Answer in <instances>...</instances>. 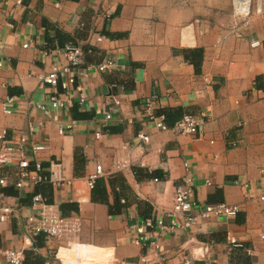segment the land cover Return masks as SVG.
Wrapping results in <instances>:
<instances>
[{
  "label": "crops",
  "instance_id": "crops-1",
  "mask_svg": "<svg viewBox=\"0 0 264 264\" xmlns=\"http://www.w3.org/2000/svg\"><path fill=\"white\" fill-rule=\"evenodd\" d=\"M227 4L229 14L213 13ZM45 21L85 50L91 33L104 37L91 40L75 84L56 89L66 101L49 117L38 108L50 91L41 77L68 61L45 50ZM106 57L115 67L97 72ZM77 90L86 98L82 108ZM147 101L154 117L172 109L202 120L199 133L156 130L143 109ZM72 122L75 130L59 134ZM30 124L37 125L33 133ZM1 131L48 144L39 155L42 173L55 162L65 181L52 188L50 210L78 226L63 239L33 235L26 217L36 187L14 189L16 166L0 165L7 182L0 208L10 209L0 223V249H22L25 264H264V0H0ZM140 133L150 135L148 143ZM96 165L103 199L88 186ZM184 178L195 203L239 212L198 218L160 236L158 248L136 244L145 220L169 223Z\"/></svg>",
  "mask_w": 264,
  "mask_h": 264
},
{
  "label": "built area",
  "instance_id": "built-area-1",
  "mask_svg": "<svg viewBox=\"0 0 264 264\" xmlns=\"http://www.w3.org/2000/svg\"><path fill=\"white\" fill-rule=\"evenodd\" d=\"M81 27L84 25L81 24ZM95 39L98 42H102L104 37L102 35L91 33L86 40L87 50L83 49L79 44L67 43L63 48L57 49L65 55L68 65L61 68H53L51 72L41 77V86H48L50 91L46 95L45 102L38 105V108L42 114L49 117L52 112L64 107L63 95L56 92L59 88L61 91H66L72 87L77 81V77L81 72L82 67L85 65V55L92 52L91 40ZM252 46H257L258 43L254 42ZM87 69L90 66H85ZM115 67V63L108 57L104 58L100 63L94 66L97 72L103 73L112 70ZM78 89V88H77ZM76 105L80 108L85 106V95L76 91ZM74 93V92H73ZM8 99L7 101H9ZM111 103L114 107L119 105L117 99L112 98ZM146 117L150 124L159 131H170L176 135H190L194 136L199 133L200 126L203 124L202 120H199L192 115H184L178 122L172 127H168L164 121V117H154L152 111V103L147 101L143 105ZM3 111L5 114H10L11 110L8 106L4 105ZM114 111V110H113ZM112 109L105 113L104 119L110 120L112 117ZM40 127V125H38ZM75 123H69L59 129V134H65L69 131L75 130ZM29 133H33L37 129V125L30 124L28 126ZM95 138L99 139L100 133H95ZM144 143L149 142L150 135L140 133L138 136ZM49 146L46 143L29 142L27 138L20 137L14 141V138H8L7 131H1L0 133V165H14L16 166L14 174V189L20 191L27 190L29 187H34L41 183H49L54 188L62 187L65 183L59 175L55 172L57 164L50 162L48 175L43 177V164L39 159V155L46 152ZM103 175L100 165H96L95 173L88 178V186L93 188L95 180ZM185 183V184H184ZM188 180L183 179V184L174 189L173 192V207L170 214L169 223H165L164 218L160 217L156 220L147 219L143 225L136 227V244H151L158 248L157 240L165 233H175L178 230L188 229L194 226L198 218H203L208 215L235 217L239 212L238 206H229L224 203L218 204H205L200 205L193 201L191 198V190L187 188ZM7 182L5 179H0V186L5 187ZM6 195L0 192V201L5 200ZM124 202L123 200L121 201ZM50 204L46 203L45 198L39 194H32L30 197L29 208L32 210L26 217V225L30 229L33 235H43L46 238L63 239L64 236L73 233L78 230L77 225L69 223V221L63 219L61 215L50 210ZM10 209L8 207L0 208V223H4L7 220ZM76 226V227H75ZM144 227L152 230L153 233L147 234ZM234 247H241L240 244H236L235 241H231ZM71 247V246H70ZM61 249V248H60ZM60 249H58V255ZM65 251L63 257L66 261ZM69 249V247H67ZM61 260V259H60ZM0 264H25V255L22 249L6 248L0 249ZM124 264V263H121ZM184 264H189L185 261Z\"/></svg>",
  "mask_w": 264,
  "mask_h": 264
},
{
  "label": "trees",
  "instance_id": "trees-1",
  "mask_svg": "<svg viewBox=\"0 0 264 264\" xmlns=\"http://www.w3.org/2000/svg\"><path fill=\"white\" fill-rule=\"evenodd\" d=\"M78 1V0H74ZM43 26L45 28V50L48 51L50 49H61L63 48L66 43L73 41V39L67 35L66 33L61 32L58 29H55L54 26H51L48 22H43ZM50 30L54 31L53 35H49ZM193 64L197 65L196 63L193 62ZM158 115H162L165 119L166 124L169 127H172L176 122H178L182 117L183 114L182 112H178L176 110H160ZM43 177L47 176V174L42 173L41 174ZM35 191L33 194L39 193L41 194L47 204H52L51 203V197H52V186L49 183H41L35 186ZM92 190V196L93 198L95 197H100V198H105L106 196V191L101 183L100 179L97 178L95 180L94 186L91 189ZM68 207V205H62L60 207V211L64 212L65 214V208ZM62 214V213H61Z\"/></svg>",
  "mask_w": 264,
  "mask_h": 264
},
{
  "label": "rangeland",
  "instance_id": "rangeland-1",
  "mask_svg": "<svg viewBox=\"0 0 264 264\" xmlns=\"http://www.w3.org/2000/svg\"><path fill=\"white\" fill-rule=\"evenodd\" d=\"M215 1H217V2H221V0H215ZM248 1V0H247ZM251 1V0H250ZM225 5V4H224ZM252 9V8H251ZM244 10V9H243ZM243 10H240V11H243ZM231 12V6L229 5V4H227V9H226V7L225 6H223V7H215V8H213V13L214 14H223V15H225V14H229ZM248 12V11H247ZM247 12L246 13H244V14H247ZM235 14V13H234Z\"/></svg>",
  "mask_w": 264,
  "mask_h": 264
},
{
  "label": "bare ground",
  "instance_id": "bare-ground-1",
  "mask_svg": "<svg viewBox=\"0 0 264 264\" xmlns=\"http://www.w3.org/2000/svg\"><path fill=\"white\" fill-rule=\"evenodd\" d=\"M238 10H239V8H238ZM240 12L246 13L247 11H240ZM240 12H238V13H240Z\"/></svg>",
  "mask_w": 264,
  "mask_h": 264
}]
</instances>
